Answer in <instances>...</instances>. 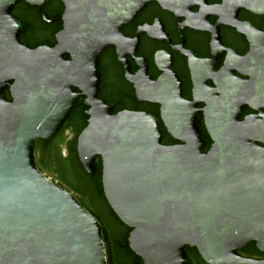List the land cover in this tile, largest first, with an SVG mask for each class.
<instances>
[{"label":"water","instance_id":"1","mask_svg":"<svg viewBox=\"0 0 264 264\" xmlns=\"http://www.w3.org/2000/svg\"><path fill=\"white\" fill-rule=\"evenodd\" d=\"M19 1L0 0V264H112L98 219L34 161L35 141L55 137L73 111L74 87L89 107L79 162L102 172L105 199L142 264H189L186 248L207 264H264L239 254L254 243L264 255V147L239 121L246 102L230 93L219 110L207 101L206 150L197 98L184 100L169 73L144 98L159 116H110L97 97L101 53L146 4L164 0H61L57 45L36 48L20 43L11 14ZM164 131L181 144L163 145Z\"/></svg>","mask_w":264,"mask_h":264},{"label":"flooded vegetation","instance_id":"2","mask_svg":"<svg viewBox=\"0 0 264 264\" xmlns=\"http://www.w3.org/2000/svg\"><path fill=\"white\" fill-rule=\"evenodd\" d=\"M64 12L61 0H34L33 4L20 0L11 12L21 25L20 43L29 48L56 46L64 29ZM119 34L120 40L99 56L97 97L110 116L122 112L159 116L160 105L144 98L157 91L152 83L169 73L177 78L184 100L197 98L206 150L212 144L203 121L206 103L215 101L220 110L230 93L233 100L246 102L239 121L264 147V0L152 1L124 23ZM73 90L77 99L73 111L55 137L35 141L34 161L85 209L108 216L111 209L102 189V172L87 174L77 156V138L87 126L89 107L79 88ZM162 144L181 143L164 131ZM55 159H71L86 177L100 183L102 195H95L91 184L89 191L73 190L59 174ZM128 235L122 248H128Z\"/></svg>","mask_w":264,"mask_h":264},{"label":"trees","instance_id":"3","mask_svg":"<svg viewBox=\"0 0 264 264\" xmlns=\"http://www.w3.org/2000/svg\"><path fill=\"white\" fill-rule=\"evenodd\" d=\"M6 98L7 100H10L8 93L6 94ZM55 160H57L56 163L58 164L59 174L63 177L66 183L71 185L73 190L80 189L84 192L89 191V185L91 184L94 187L95 195H102L100 183L92 181L89 177H86L78 170L76 164L71 159ZM89 212L98 219L106 234L107 243L110 246L112 264H142L141 259L135 256L129 248H122V243L126 241L130 229L120 222L112 210H110L109 217L104 214L95 213L92 210ZM186 254L189 264H207L200 258L196 249L186 248ZM239 254L243 257L252 259H264V255L256 249L254 243H251L240 250Z\"/></svg>","mask_w":264,"mask_h":264}]
</instances>
